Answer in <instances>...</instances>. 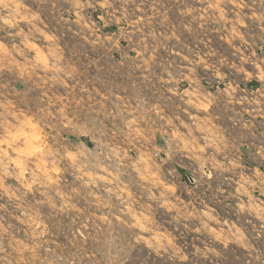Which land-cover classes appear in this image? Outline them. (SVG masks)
<instances>
[{
    "label": "rangeland",
    "instance_id": "374dc122",
    "mask_svg": "<svg viewBox=\"0 0 264 264\" xmlns=\"http://www.w3.org/2000/svg\"><path fill=\"white\" fill-rule=\"evenodd\" d=\"M0 264H264V0H0Z\"/></svg>",
    "mask_w": 264,
    "mask_h": 264
}]
</instances>
